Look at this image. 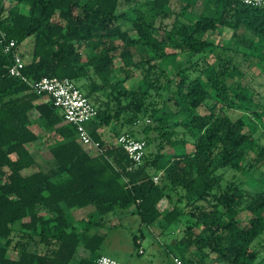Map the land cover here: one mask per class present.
I'll list each match as a JSON object with an SVG mask.
<instances>
[{
    "label": "trees",
    "instance_id": "1",
    "mask_svg": "<svg viewBox=\"0 0 264 264\" xmlns=\"http://www.w3.org/2000/svg\"><path fill=\"white\" fill-rule=\"evenodd\" d=\"M198 1L0 0V264H96L101 230L118 209L163 231L187 217L181 236L163 245L188 264H264L253 246L264 233V190L242 178L264 164L256 136L264 105L232 54L264 63V5L207 0L196 21L184 20ZM227 25L241 45L207 37ZM2 33L20 45L34 37L23 69L29 79L88 83L80 88L99 109L88 126L102 153L79 142L53 97L10 74ZM133 47L147 56L136 60ZM107 127L111 140L101 132ZM121 134L146 140L141 163L115 143ZM30 143L48 145L49 167ZM88 207L85 217L73 214Z\"/></svg>",
    "mask_w": 264,
    "mask_h": 264
},
{
    "label": "rangeland",
    "instance_id": "2",
    "mask_svg": "<svg viewBox=\"0 0 264 264\" xmlns=\"http://www.w3.org/2000/svg\"><path fill=\"white\" fill-rule=\"evenodd\" d=\"M204 0L201 1L197 7L191 8L186 13V17L193 18V21H196L200 14L202 13V8L204 6ZM126 7V6H125ZM123 7V8H125ZM175 9H179L180 7L175 5ZM175 20V15L164 19L162 25L164 27H169L173 24ZM190 21V20H188ZM192 21V22H193ZM123 26L126 28H131V24L129 22H123ZM231 35L234 32V29L231 28ZM245 27H241L239 34H245ZM229 45L237 46L241 45L240 43L234 41L229 42ZM34 46V37H29L26 41L23 42V50L24 55L26 56L27 61L32 58V51ZM133 51L135 53L136 60H140L147 56V54L139 47H133ZM86 49L84 50V53ZM232 54L236 57L238 62H240V67L244 71V83L250 85V87L254 90L256 95V101L262 105H264V63L261 65L256 64L257 59L249 60V58L245 57L242 52H232ZM212 55L211 53L209 54ZM117 64L120 65L121 60H116ZM136 78L134 81L129 83V85H133L139 77L140 72H136ZM87 83L84 79L77 81V84L81 86L82 84ZM88 85V83H87ZM86 87L84 88V90ZM240 111L231 110L230 114L237 118L240 115ZM143 119L139 120V124L142 123ZM263 128L260 129L259 133L256 134L257 137H260V141L264 142V135L262 136ZM264 133V132H263ZM106 138L113 139L112 127L106 128ZM141 135V134H140ZM141 136H144L143 134ZM28 147L32 150H37L39 152V161L44 167H49L52 162V153L48 147V145L30 143ZM228 175L236 171H231V169H227ZM240 173V172H239ZM238 173V174H239ZM243 179L250 180L253 183V186L256 187L257 190H264V164H258L246 173L242 175ZM91 207L84 209H76L73 214L76 215L77 218H80L83 213L86 215ZM241 215L246 218L249 213L247 211H243ZM246 220L244 219V223ZM187 223V217L183 218V224L178 226H173L169 228V230L163 231V227L159 224L157 226L148 227L142 223L141 218L138 214L132 213L130 210L118 209L116 214L111 213L108 215V222L106 226L101 230L103 234H105V241L100 249L102 254L109 255L113 258L119 259L126 264H158L159 261L168 264V254L166 253V249L163 245L164 241L167 243L171 242L172 239L176 237H180L182 234V227ZM20 227V224L18 225ZM200 226L196 227V231H200ZM136 237L142 238V243L140 247L135 246L134 239ZM253 246L259 250V259L261 261L264 259V233L254 241ZM42 247V246H41ZM40 250L43 249V247ZM139 248L144 252L140 253ZM10 255L12 257L18 256V251L10 250Z\"/></svg>",
    "mask_w": 264,
    "mask_h": 264
},
{
    "label": "built area",
    "instance_id": "3",
    "mask_svg": "<svg viewBox=\"0 0 264 264\" xmlns=\"http://www.w3.org/2000/svg\"><path fill=\"white\" fill-rule=\"evenodd\" d=\"M243 4L251 6H263L264 0H240ZM1 42L5 50L13 53V64L9 67L10 74L21 77L27 81L32 88L39 93H47L54 98L55 104L63 111L65 120L76 125L78 130L79 142L92 154L96 155L103 152L100 142L93 139L89 122L97 117L99 109L80 88L77 82L71 78L45 77L39 81L29 79L23 73L27 64L24 55L23 44H18L15 39H7L6 34L2 33ZM117 145L125 148L132 158L141 163L145 157L147 142L145 139H138L127 134H121L115 138ZM160 175L155 176V181H159ZM140 252H144L142 249ZM174 264H188L178 255L172 254ZM96 264H126L125 262L102 254Z\"/></svg>",
    "mask_w": 264,
    "mask_h": 264
},
{
    "label": "crops",
    "instance_id": "4",
    "mask_svg": "<svg viewBox=\"0 0 264 264\" xmlns=\"http://www.w3.org/2000/svg\"><path fill=\"white\" fill-rule=\"evenodd\" d=\"M203 2V0H199L198 1V3L196 4V6L195 7H197L199 4H200V2ZM205 2H204V6H203V8L201 9L202 11H203V9H204V7H205V5L207 4V0H204ZM175 5H179L178 3L176 4L175 3ZM174 5V6H175ZM177 15H175V17H176ZM183 19L184 20H190V21H193L191 18H189V17H186V15L183 17ZM241 27H243V26H241ZM241 27H240V29H241ZM232 27H230V26H220L216 31H210L208 34H207V37L208 38H211V40L215 43V45H218V46H220V47H228V46H230L228 43L230 42H234V38H232V35H231V31H232V29H231ZM240 29H239V31H240ZM101 132H102V135H103V137L105 138V139H107L106 138V136H107V134H106V128H102L101 129ZM109 140V139H108ZM111 140V139H110ZM85 216H87V214L85 215L84 213H83V215L81 216V217H85ZM80 217V218H81ZM153 228V227H152ZM139 241H140V243H142V239L140 238L139 239ZM141 250V249H140ZM141 253V252H140ZM143 253V252H142ZM172 254L171 255H169L168 256V264H173V262H172ZM153 264H155V263H153ZM158 264H165L164 262H161V261H159L158 262Z\"/></svg>",
    "mask_w": 264,
    "mask_h": 264
}]
</instances>
